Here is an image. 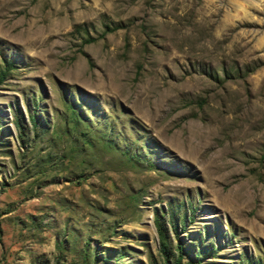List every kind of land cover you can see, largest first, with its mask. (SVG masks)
Segmentation results:
<instances>
[{"label": "rangeland", "instance_id": "374dc122", "mask_svg": "<svg viewBox=\"0 0 264 264\" xmlns=\"http://www.w3.org/2000/svg\"><path fill=\"white\" fill-rule=\"evenodd\" d=\"M264 264V0H0V264Z\"/></svg>", "mask_w": 264, "mask_h": 264}, {"label": "clouds", "instance_id": "9594fccd", "mask_svg": "<svg viewBox=\"0 0 264 264\" xmlns=\"http://www.w3.org/2000/svg\"><path fill=\"white\" fill-rule=\"evenodd\" d=\"M56 253V239L50 236L41 240L30 241L27 248L20 253L19 264H31L32 256L44 255L49 259Z\"/></svg>", "mask_w": 264, "mask_h": 264}]
</instances>
